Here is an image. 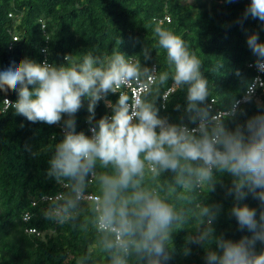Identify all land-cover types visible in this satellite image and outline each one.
Segmentation results:
<instances>
[{
    "label": "trees",
    "instance_id": "1",
    "mask_svg": "<svg viewBox=\"0 0 264 264\" xmlns=\"http://www.w3.org/2000/svg\"><path fill=\"white\" fill-rule=\"evenodd\" d=\"M249 4L250 0H0V71L26 57L38 63L62 64L65 55H71L74 63L88 52L104 57L120 51L138 59L142 67L155 66L158 77L169 69L165 50L154 34L155 21L180 36L201 59L209 95L199 108L207 109L209 115L210 104L213 110L230 108L254 75L247 63L256 57L246 40L255 32L264 42V22L245 18ZM258 95V99L251 98L232 114L222 116L224 127L235 130L255 115L264 114V88ZM3 97L5 93L0 92V264H153L155 257L137 250L143 225L123 237L127 251L115 242L114 232L96 226L103 207L102 177H115L118 170L97 161L82 181L48 178V160L63 138V121L57 125L31 123L14 115L12 109H1ZM6 97L16 100L17 95L8 92ZM117 98L107 97L112 103ZM144 99L159 110L166 124L191 126L201 114L187 110L186 89L177 88L171 79L165 84L156 79ZM105 115H111V109L102 100L95 116L98 120ZM88 116L85 100L75 117L76 130L90 135ZM213 123L209 122L208 128ZM195 134L199 136L200 131ZM201 165L200 161L181 160L183 171L158 168L154 173L146 161L143 175L133 178L135 187L130 184L118 190L117 206L126 202L130 213L137 205L129 197L140 190L173 209L175 219L165 245L168 259L160 257V264H205L204 247L189 243L208 227L201 215L205 206L222 205L212 225L216 236L236 241L251 235L239 230L237 220L230 215L234 200L226 193L232 186L231 178L213 169L210 180L199 181L189 168ZM90 172L94 176L88 181ZM77 188L97 195L98 201L76 199ZM58 192L62 194L58 199H43ZM239 203L256 209L257 217L264 210L251 193ZM26 212L29 218L24 220ZM29 228L38 233L28 232ZM210 247L216 246L213 243ZM185 249L190 253L185 255ZM255 249L259 252L264 244L257 241Z\"/></svg>",
    "mask_w": 264,
    "mask_h": 264
},
{
    "label": "clouds",
    "instance_id": "2",
    "mask_svg": "<svg viewBox=\"0 0 264 264\" xmlns=\"http://www.w3.org/2000/svg\"><path fill=\"white\" fill-rule=\"evenodd\" d=\"M244 16L264 22V0H250ZM154 24V34L159 47L165 50L169 69L158 77L150 68L142 67L138 59L133 60L120 51L104 57L88 52L74 63L71 55H65L62 64L47 60L38 63L26 57L0 71L5 110L12 109L14 115L31 123L57 125L63 121V138L48 160V178L82 181L97 161L103 166L112 164L118 170L115 177H102L104 197L99 228L115 227L121 238L120 247L125 251L127 241L123 237L134 234L136 227L143 225L137 250L155 257L153 264H160V257L168 259L165 245L175 215L168 204L143 190L134 191L129 197L137 205L130 213L126 202L117 206L118 190L127 189L130 184L135 187L133 178L143 175L146 161L154 173L158 168L183 171L181 160L200 161V167L189 168L199 181L210 180L213 169L231 178L232 186L226 193L234 200L230 215L237 220L239 230H247L251 235L236 241L216 236L212 225L222 205L205 206L201 215L208 227L189 243L204 247L205 264H264V249L259 252L255 249L257 241L264 244V210L257 217L256 209L239 203L251 193L264 205V114L255 115L243 127L228 130L217 113L212 117L213 126L208 128L207 109L199 108L209 95L201 59L180 36L158 22ZM246 43L256 57L257 70L264 73V42L254 32ZM145 55L147 58L146 52ZM236 74L240 75L239 70ZM156 79L160 84L171 79L174 86L186 89L187 110L202 114L201 124L197 126L199 136L196 129L166 124L159 117V110L144 99ZM133 85L136 95L130 97L123 89ZM257 86L264 87L260 76L247 83L246 100L251 99ZM8 92L16 93L15 101L6 98ZM110 94L117 95L115 103L107 99ZM85 100L90 135L76 130L75 117ZM102 100L111 109V115L97 120L95 109ZM213 243L215 248L210 247ZM189 253L185 249V255Z\"/></svg>",
    "mask_w": 264,
    "mask_h": 264
},
{
    "label": "built area",
    "instance_id": "3",
    "mask_svg": "<svg viewBox=\"0 0 264 264\" xmlns=\"http://www.w3.org/2000/svg\"><path fill=\"white\" fill-rule=\"evenodd\" d=\"M9 15H10V13H9ZM167 18H168V17H167ZM41 26L43 27L44 25L42 24ZM13 38L16 39L15 36H14ZM43 50H44V48L42 49V51H43ZM43 61H44V60H42V62H43ZM254 62H255V61H249V62L247 63V65H248L250 68H252V70H253V72H254V75H253L252 79H253L254 77H256V76H260V77H261V80H264V73H261V72H259V71L257 70V68H256ZM150 69H151V71H152V74L155 76V72H156V68H155V66H152ZM252 79H251V80H252ZM261 88H264V87L257 86V88H256V90H255V93H254V95H253L251 98H256V99H258V98H259L258 90L261 89ZM123 91L126 92L130 97L136 95L135 85H133L131 88L123 89ZM168 91H169V89L166 90V91L164 92V94L162 95V98H164V97L166 96V94L168 93ZM245 91H246V88H245ZM245 91L242 93L241 96H239V97H238V98L232 103V105H231L230 108L213 110V108L211 107V104L208 105V107L211 109V113H210L209 115H207L206 123L208 124L209 122H213V121H212V117H213L214 115H216L217 113H219L220 117H222V116H225V115H228V114H232L233 112H235V111L237 110V108H238L242 103L248 101V100L245 99ZM4 98H5V97H3V99H4ZM6 98H7V99H10V100H12V101H15V100H13V99H11V98H9V97H6ZM3 99H2V108H1V109L4 110L5 107H4V104H3ZM211 101H212V100H211ZM196 118H197V119H196V121H195V123H194L193 125H191V126L181 125L180 127H187L188 129H196V132H195V133H198V132H199V129L197 128V126H198L199 124H201L202 114H198ZM89 129H90V128H89ZM93 176H94V173H93V172H90V174H89V178H88V181H91V179L93 178ZM64 185H66V184H64ZM75 193H76V199H78V200H88V201H93V202H97V201H98V196H97V195H94L93 193H90V192H83V191H82L81 189H79V188H77V189L75 190ZM61 195H62L61 192H58V193H56V194H54V195L43 196V199H46V198H47V199H51V198H52V199H58V198L61 197ZM32 203H34V202H32ZM95 209H98V205H97V204H95ZM25 216H28V217H29L28 212H26V213L23 215V219H24V220H25V218H24ZM99 216H100V214L98 215L97 220H96V226H97L98 229H100V228H99ZM100 230H101V229H100ZM110 231L114 232V235H115V242H116L117 244H119V240H120L121 238H120L118 232L116 231V228L113 227V229H111ZM28 232H30V233H36V234L38 233L37 230L34 229V228H29V229H28Z\"/></svg>",
    "mask_w": 264,
    "mask_h": 264
},
{
    "label": "rangeland",
    "instance_id": "4",
    "mask_svg": "<svg viewBox=\"0 0 264 264\" xmlns=\"http://www.w3.org/2000/svg\"><path fill=\"white\" fill-rule=\"evenodd\" d=\"M185 3H192L194 0H183Z\"/></svg>",
    "mask_w": 264,
    "mask_h": 264
}]
</instances>
